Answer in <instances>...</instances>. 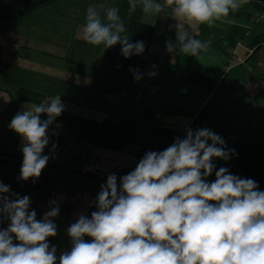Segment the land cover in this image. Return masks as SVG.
<instances>
[{
	"label": "clouds",
	"instance_id": "1",
	"mask_svg": "<svg viewBox=\"0 0 264 264\" xmlns=\"http://www.w3.org/2000/svg\"><path fill=\"white\" fill-rule=\"evenodd\" d=\"M249 2L128 0V14L139 8L146 16H170L175 42L166 43V52L197 59L210 41L196 38L193 30L230 23V14ZM80 38L105 49L119 44L125 59L145 51L143 41L130 42L119 9L105 2L87 7ZM155 67L149 77L158 75ZM130 71L134 81L143 78L139 69ZM64 110L58 95L23 106L12 118L9 128L22 141L21 180L40 177L50 158L42 155L48 129ZM185 133L163 151L146 152L119 185L110 174L94 200L96 211L90 217L81 214L67 228L71 248L59 257L48 242L57 235L56 201H49V210L37 219L28 196L0 183V224L8 223L0 228V264H264V191L227 167L215 170L213 160L227 161L234 154L220 135L207 128ZM214 170L215 180L209 183Z\"/></svg>",
	"mask_w": 264,
	"mask_h": 264
},
{
	"label": "crops",
	"instance_id": "2",
	"mask_svg": "<svg viewBox=\"0 0 264 264\" xmlns=\"http://www.w3.org/2000/svg\"><path fill=\"white\" fill-rule=\"evenodd\" d=\"M55 1L0 23V92L29 91L43 102L59 95L69 108L54 123L79 145L82 163L96 162L102 171L101 160L114 161L106 170L116 174L183 139L187 128L224 138L263 94L256 78L264 76V44L253 42L264 36V0H250L230 14V23L197 26L193 35L210 41L197 59L166 52V43L175 42L170 16H146L139 8L129 15L128 0ZM101 2L119 9L130 42L143 41L142 55L125 59L119 44L105 49L80 38L87 7ZM153 65L158 75L149 77ZM130 69L143 78L134 81ZM93 79L118 85L120 93L87 100L96 97ZM238 133L249 136L245 129Z\"/></svg>",
	"mask_w": 264,
	"mask_h": 264
},
{
	"label": "rangeland",
	"instance_id": "3",
	"mask_svg": "<svg viewBox=\"0 0 264 264\" xmlns=\"http://www.w3.org/2000/svg\"><path fill=\"white\" fill-rule=\"evenodd\" d=\"M58 1L63 0H56L54 3H58ZM107 3H109V0H107ZM2 21L3 20H1L0 23H3ZM256 80L262 85L261 93L263 94L253 99L251 104L242 112L244 120L240 119L241 124L236 127L234 126V129L237 132L245 129V131L249 133V136L255 138L256 141L264 145V76L262 79L257 77ZM18 93L17 91H10V94H12V96H10V94L7 95L0 92V183L10 186V191L20 197L28 196L31 201L30 210L36 211L37 219H41L43 214L49 210V201H56L60 208L58 217L54 219V223L57 225V235L49 238L48 242L50 246H56L57 257H59L60 253L68 251L71 248V241L67 235V228L72 223L76 222L81 214L88 216L94 204L95 197L93 198L87 193L75 192L68 184H60L47 180L48 173L51 171L50 165L55 166L56 164H64V159L76 155L78 152L77 148H79V145L75 143V141L66 137L65 139L67 140L65 144H61L60 146L55 145L53 149L54 144L50 143V141H53V139L56 140L57 136L62 133V129L60 127L57 128L55 123L48 129L49 144L43 150L42 155H47L50 158L46 167L42 170L40 177L36 179L35 182H33L31 178L27 181H23L19 178L23 161L21 151L22 141L21 137L9 128V124L12 118L23 110V106L27 108L35 103L32 102L31 104L29 101L19 99ZM21 93L23 92H20V94ZM93 94L96 96H103L95 91H93ZM12 97L14 101L13 104L11 103ZM63 105L65 106V110L69 108L68 105ZM41 119H46V116L42 115ZM226 147L231 150V146ZM229 160H213V163L216 165L215 170H218L220 167H227L231 174L241 177L238 168L232 165ZM88 162L89 161H84L83 163ZM114 164L117 163L114 161L108 162L101 160V173L108 176L109 170H106L107 166ZM215 170L212 175L207 177L209 183L215 180ZM129 172L131 171L116 173L117 180ZM88 174L95 173L88 172ZM85 240L90 242L87 237H85Z\"/></svg>",
	"mask_w": 264,
	"mask_h": 264
},
{
	"label": "trees",
	"instance_id": "4",
	"mask_svg": "<svg viewBox=\"0 0 264 264\" xmlns=\"http://www.w3.org/2000/svg\"><path fill=\"white\" fill-rule=\"evenodd\" d=\"M53 1L55 0H0V21L18 16ZM259 44H264V36L256 38L253 42V45ZM70 63L74 67L80 66L79 63L72 61ZM90 88L104 95L115 96L120 93L121 87L101 79H93ZM18 97L21 100L36 104H40L44 100L42 95L29 91L19 93ZM89 99L104 101V96L87 98V100ZM65 138L64 134H61V136H57L56 140L53 139L50 143L60 146L66 143L67 139ZM224 141L226 142V146H231V150H234V154L230 157L229 161L238 168L241 178L255 180L258 183L259 190L264 191V145L246 134H239L235 130L230 131L224 137ZM82 161V153H78L64 159V164L50 165L51 171L48 173L47 180L60 184H68L75 192L87 193L96 198L101 186L106 183L109 175H101L100 170L95 174L84 175L82 173V166L84 164ZM117 183L119 185V180H117ZM94 207L95 204H93L89 211L88 217H90ZM7 226V222L0 224V228H6Z\"/></svg>",
	"mask_w": 264,
	"mask_h": 264
},
{
	"label": "built area",
	"instance_id": "5",
	"mask_svg": "<svg viewBox=\"0 0 264 264\" xmlns=\"http://www.w3.org/2000/svg\"><path fill=\"white\" fill-rule=\"evenodd\" d=\"M100 170L99 165L96 162H90L88 164H86L83 168H82V173L83 174H88V172H93L96 173Z\"/></svg>",
	"mask_w": 264,
	"mask_h": 264
},
{
	"label": "water",
	"instance_id": "6",
	"mask_svg": "<svg viewBox=\"0 0 264 264\" xmlns=\"http://www.w3.org/2000/svg\"><path fill=\"white\" fill-rule=\"evenodd\" d=\"M84 175H86V174H84ZM93 211H96V207H94ZM93 211H92V212H93ZM90 216H91V215H90Z\"/></svg>",
	"mask_w": 264,
	"mask_h": 264
}]
</instances>
